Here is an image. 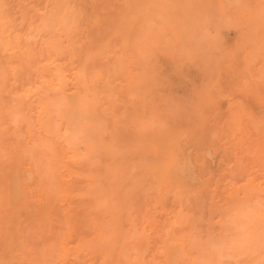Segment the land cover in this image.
I'll return each mask as SVG.
<instances>
[{
  "label": "rangeland",
  "instance_id": "obj_1",
  "mask_svg": "<svg viewBox=\"0 0 264 264\" xmlns=\"http://www.w3.org/2000/svg\"><path fill=\"white\" fill-rule=\"evenodd\" d=\"M28 1L30 0H0V16L8 18L15 28L23 29L29 22L36 23L42 16V14L45 13V7L47 6V4H49L52 0H36L35 5L32 0L30 2ZM104 1L105 0L78 1V29L74 35L80 42L81 46L82 42L90 41L92 43V35H96L98 36V38L99 36L101 37V31L99 29L101 26L105 25V23L100 26V24L102 23V18L100 17H107V14H104V11H110V14L113 15V11L116 8L118 12L117 14L119 15V13L123 14L125 9L127 8L125 0L123 1V3H121L122 0H110L108 4L107 2H105L106 5L104 4ZM117 1L121 4H119ZM195 1L197 6L195 5ZM203 1L205 0H192V7L190 6L191 9L189 8V10H193V12L189 11L190 15H188L189 18L191 17L189 21L191 25L187 23L188 26H184L183 32L185 34L184 38H186H182V43L179 44L180 47H177L173 42H170L172 40L169 37L167 38L169 42H167V40L164 38L162 42L163 45L159 43V45L157 46L158 50H155V52H152L147 56L148 62L151 63L152 60L154 61H152L153 63H149L150 65H148V69L145 74V88L129 89L123 83V79L121 76H115L116 78H113V75L109 77L108 81L106 78H104L98 83L99 91L97 90V98L94 105L96 109L93 108L94 115L92 117V120L96 121H93L94 125L96 126L101 124L97 126V128L99 131L101 129L99 135L101 137V140H104H102L103 143L109 144L111 143V139L108 138H113L112 142L114 143H111L113 145H109H111L116 152L119 151V153H117V159L119 158V156L122 157V151H124L122 153H124L125 156H129V164L126 161L127 157L125 156H123L124 158L122 157L123 159L121 158L122 161H119V159V162L115 161V164H117L115 165V167L117 168L115 171L117 173H115V175L119 174L120 177L113 176V179L109 181L110 185L108 180L106 181V183L104 181H99L97 185H93V187L88 190V187H86L85 184V176L83 175L84 171L91 172L92 175L96 174L95 177L97 179H102V171L110 164L108 163V160H110V158H108V152H106L104 148H97V151L91 152L90 154L88 153V156H77V159L80 161L79 164H67L71 170L83 173L82 175L80 174L79 176H77L78 178L75 181H71V184L77 181V184L75 183L76 186L74 185L72 189L74 190L77 187L78 189L76 188V190L78 193L79 191H81L79 190V188L83 189L80 194H78L75 190L76 195H72V198H68L66 201H61L63 205L60 200H57L56 202H53L54 205L52 206L56 209L48 207L47 203L49 202L46 195L39 193L35 189L31 188V197L27 195L24 197L25 199H21L18 202L19 205L18 203L16 204L17 206L15 207L13 213L8 214L3 210L2 214L0 212V221L2 220V217H4V221H2L5 223V225L7 224L5 226V229L8 230V227L11 226L10 223L5 221L8 219L13 225H15H12L14 229L11 230V228L10 230L16 233L17 236L12 237L15 234H10L11 231L8 232L9 230H6L8 232L7 234L12 237L11 240L13 238H15L16 240L15 242L12 240V244L17 243V245L13 244L16 249L12 248L13 251L8 253L9 255L11 253L13 254L7 257L2 256L5 255V252H2L4 249L2 250V248H0V251L2 253H0V259L3 260V262L8 264L9 262L10 264L12 262V264H15L14 261H16L17 264L18 260V264H21L22 262H24L23 264H40L41 259H39L38 256H35L34 252L39 249V252H37L41 254L40 251L42 250L41 252L43 253V251L45 252L48 247L47 252L50 251V254H48L50 256L54 254V256H52L54 257V259H56V261L53 262L52 257H49L47 255L50 258H47L49 259L48 261L52 260V264H100L99 260L101 261V264H111L112 261V264H125L124 262L127 261V257L129 254L127 240H130L133 236H135L136 231L142 230L143 234L139 235L138 238H135V244L140 245L143 260L145 262H148L149 260H156L161 263L160 260L163 256V254L161 253V248L165 243H169L175 240L183 242V246L185 244L188 246V248L185 247L186 245L181 248V251L186 253L184 255L186 257V260L187 256L191 259L195 258L196 260H198V258L201 256V253L199 254L198 252L202 251L203 253L204 248H207L208 245L210 246V244L225 243L228 239H231V234L222 221V214H224V211H226L222 208H224L225 203L231 196L240 198L237 200V203L241 202V206L244 207V210H241L243 211L242 214L240 213L241 215L239 228H242V225H245L246 227L248 221L247 213L250 211L249 208L252 204L251 198H260L264 200V18L262 16L264 14V0H213V4H211V0H209L208 3L206 1L205 3ZM218 1L220 3L228 4L226 6L227 10L225 9L224 12H219ZM38 2H40V5L37 4ZM200 2L203 4L200 5ZM99 4H102L100 5L101 8L99 7L100 9H98ZM10 5L15 6H11V8H9ZM119 5L123 6L122 9L120 8V10L124 11L119 12ZM84 7H88L90 9V15L92 14L93 16L92 20L90 19L92 23L89 22L90 20H88L87 17L84 18L88 15H84L87 13H83L86 11V9L84 10ZM198 7L200 8L198 9ZM212 7L213 11L209 10V8ZM100 10H102L100 12L102 13L100 14L101 16L98 14ZM94 11L96 12V14L94 13ZM214 12H216V15H214ZM192 13L195 19L194 21L197 20V23H199V27H195ZM22 16H24L27 20H23L21 18ZM112 17H114V15ZM120 17L121 15L117 19H115L119 20ZM213 18H216V20L214 21ZM14 19L17 20L14 21ZM86 19L88 20V22ZM112 19L113 18H111L110 20L113 22L114 19ZM34 20L35 22H33ZM110 20L107 19L109 24L111 23ZM201 20L203 21V25ZM113 25L115 24L112 23L111 28L105 27L106 25L104 27L112 30ZM95 28H97L96 31ZM105 28L102 27L101 30ZM89 29H93L95 31V34H92L91 32L93 31ZM109 30L108 35L107 33L105 34L107 38L111 36L109 35ZM88 32L91 33V39L87 37ZM196 33L199 36H196ZM194 34H196V37L194 36ZM220 35L223 36V38ZM185 41H187V43ZM95 43H97L96 40ZM113 43L116 47H118V40H113ZM35 44L36 45H34L33 47V51L35 52L30 56L31 58L29 57V60L27 58L22 59L24 63V69H26L25 73L23 74V78L24 81L31 80V84H29L30 82L28 83L29 86H25L27 83L23 85L24 82L19 83V81H15V78L20 77V75L13 78L10 71L8 72L9 76L6 75L5 71L7 70V65L5 63V59L0 56V67H2V71L6 69L5 71H3L4 75L3 73L1 75H3L4 77L7 76L8 80L11 78V80L9 81L6 79V77L0 78L1 82L3 81L2 87L5 90V96H2L3 98H1L0 102V112L3 111L2 113H4V116H6L3 118L1 117L2 119H0V130H4L3 132H7L4 136V133L0 131V144L4 146L0 150H6L3 153V157L0 156V160L2 161L0 163L2 165H7L11 160V158L9 157L11 155L14 157H12V159L15 160L17 164V171L23 172L24 170L28 169V164L35 161L40 162L43 165L41 169L44 168L41 170L40 175L43 178H46L45 175H47V173L44 172V170L46 169L47 171L48 165L51 164L50 166H52V164H54L57 160H54L56 159L55 156L50 155V157L52 158L49 159V155H46L44 151V153L41 152V149H43L42 145L44 147H50L49 145L54 146L57 149V153L61 155L62 152L63 155L64 150L62 149L63 147H61L62 144L57 145L58 143H52L53 141L50 143L49 140L46 143V141H43L44 138L38 134L37 128L32 126L29 127V124L26 121L20 122L21 119L19 118V116L17 118H12L5 112V107H9L7 105L9 103L8 100L10 101V97H12L10 96L11 92H18L20 89L25 90V87H33L36 85L35 83V85H33L32 82L37 83V77L35 76L37 74V68H39L40 65L43 64V62L46 60L45 58H41L44 56L47 57V54L41 50L38 42ZM192 44H196L197 46H193ZM200 45L201 47H199ZM160 47L163 48L160 49ZM197 49L199 50L197 51ZM176 50L178 52H176ZM40 52H43V54L45 55L40 57L41 55H43ZM110 53L107 56L100 57L95 62V65H99L98 67L96 66L97 68H95L101 71L104 76L107 74L108 70L113 71V66H116L117 64V62L115 61H120L117 51H112ZM168 53H172L174 56ZM174 53L176 54V56ZM36 54L39 55L40 62L36 59L34 61L33 58L37 57L38 59V56H36ZM66 55L67 54H63L60 57V64H62L63 67L65 66V69L67 66L70 69V64L69 62H67L68 60H65L67 58ZM164 55H166V58L164 57ZM152 56L155 58L153 59ZM161 57H163V59H161ZM29 61L33 63L31 64V67H28L30 66ZM191 63L193 64L191 65ZM32 70H35L34 75L32 74ZM22 71H24L23 67L21 69V74L23 73ZM29 71V76H31L32 74L33 77L30 78V80L27 79L29 78V76H27ZM64 71L67 76L68 74H71V70H69L70 72L66 70ZM23 78H21V81L23 80ZM4 79H6L7 82H5ZM17 79L20 80V78ZM109 81L110 83L113 82V84L108 83ZM4 83L7 84L5 85ZM71 86L73 87L74 85L72 82V78L70 79L69 76L67 78V84L63 89V92H60V94L57 95L52 93V97H61L63 95L62 98L65 97V101H62H64V103L66 102L65 104H69V102H71L73 98L72 92L74 91V87L72 88ZM69 87H71V89ZM114 88L117 89L115 90ZM68 89L71 91H68ZM107 89H109V91ZM128 92L132 94L128 95ZM125 99L127 100L126 104L124 103ZM128 100H130V102H128ZM24 101L26 102V99ZM118 104L120 106H118ZM121 104L124 105L125 108H130L127 110L121 109V112H124L126 114L125 117L120 113V108H123ZM15 106L9 107V109L12 111ZM115 106H117L118 110ZM15 110L19 111L20 109L18 106H16ZM104 111L106 112V114ZM118 116H120V118ZM66 118L68 119V125L72 124L73 126H76V123L78 122V120H80V115L77 111V108H75L74 111H70ZM66 118L65 120L62 119L64 120L62 124L58 125L59 122H53L52 125L56 129H63L67 122ZM87 119L90 118L87 117ZM97 121L102 122L97 124ZM102 123L105 126L104 130L103 127H100L102 126ZM113 126L115 130L113 129ZM91 127L84 130L83 134L80 136L81 140L89 137H96L93 136V134L95 135L94 131L97 130V128L93 127L95 128L93 129ZM111 128L113 129V131H116V133L118 131L117 136L111 132ZM33 130L35 131L33 132ZM1 133L4 136V139L2 138ZM29 133H32L33 135L30 136ZM90 134L91 136H89ZM99 135L97 137H99ZM103 135L105 136V138ZM81 140L78 139L75 144L74 150L77 155H80L83 152V144ZM34 142H36V144ZM32 143H34L33 148H35V145H38L39 147L37 146V148H40V153L37 155V158H35V150L37 148H35V150L32 149ZM126 147L127 149H129L125 150ZM13 149L16 150L13 151ZM31 151L33 156L30 155ZM0 153H2V151H0ZM30 156H32L33 158ZM15 157H18V160L15 159ZM42 160L44 161L42 162ZM4 161H6L7 163L5 164ZM167 162H173V164L176 165L177 168H184L185 166V168L187 167L188 169V165H190L188 172L191 173L189 175H191L190 177L192 181L190 182L189 179L183 180L184 182L181 184V175L176 172L175 173L177 175H175L173 178H170V172H165L164 170ZM122 165H125L127 167H123ZM118 166L121 168H119ZM102 167H104L103 170ZM78 168H81L82 170ZM239 170H241L240 174L237 173L239 172ZM241 174L243 176L240 177L239 175ZM194 177H196L195 182L193 181ZM53 180L54 179H52L51 182L49 181V185L52 186V189L57 190L59 188V182L57 180L56 182H53ZM113 180L115 184L112 183ZM166 181H170V187L167 188V190H163V183ZM116 182L121 185L119 186ZM111 184L113 185L111 186ZM180 184L181 186L179 187ZM96 186L98 188H102L104 190L103 193L100 194L96 189ZM237 186H239L240 188H238ZM181 187H183V189ZM186 187H189V189H187ZM84 188H86L87 190ZM180 188L183 191L180 190ZM85 190L88 192H83ZM116 190H118L117 194L115 193ZM112 191H115L114 193L116 195L113 196L112 194L114 193ZM32 192L35 194H33ZM178 192L180 196L178 195ZM255 193H257V195ZM40 194L42 197L39 196ZM117 195H123V197L125 198H123L122 196L119 197ZM110 196H113L114 198H111ZM241 197L243 198V200L241 199ZM97 198L99 202L96 200ZM25 200L26 202L25 204H23ZM120 200H122V203ZM124 200H127L128 202ZM56 205L57 207H54ZM76 205H78L79 207ZM44 206L46 207V209H43V211H41L42 208H45ZM73 206L75 208H72ZM121 207L123 209H121ZM58 209L60 211H58ZM38 210L39 213L37 214ZM45 210H47L49 213L46 218V220L49 221L46 222L45 220V222H43V225L41 224L42 221L40 222L41 219L38 220L37 216L39 217V215L45 212ZM77 211L78 213H76ZM58 212L60 213L58 214ZM50 213H54L56 215L58 214V216H60L57 217L54 214L50 215ZM13 214L15 215V223H19L14 224L13 220H11L12 216L14 219ZM60 217H63L61 218L62 220H60ZM63 220L66 226L64 225V230L60 232V230H62V228L64 227L62 224ZM89 220H93L94 222H90ZM2 221L0 222V225L3 229H0L2 230L0 235H4L3 232H5L3 225L4 223ZM100 221L101 223H98ZM87 222L92 225L93 229L90 225L87 226ZM29 223L31 229L28 227ZM104 223H106V226L104 225ZM98 224H101V227L104 225L105 228L103 233L98 232L103 229L100 228L99 230L97 228ZM110 225H113V229ZM54 226L58 227L54 228ZM75 226H78L79 228ZM21 227L23 229L28 228L29 231L27 232V230L24 229L23 231L26 230V233H22L23 231H21ZM107 227L112 229V233L111 231L109 232V230L106 232V230L108 229ZM70 228L72 233L71 236L66 240L67 247L72 249V247L74 248V246H76V244L80 242L79 244L82 247H80L81 252H79L76 258L72 259L71 257L69 259H66L67 261H64L65 263H61L62 261H60L58 254L54 251L58 250L56 249V247L58 245L60 236H62L61 234L63 233V235H65L67 231L70 230ZM91 232H94V234ZM120 233L124 235L126 234V237L124 235L121 237L122 234ZM72 234L75 236V238ZM90 234L92 239H90L91 243H89V241L86 242L87 246L85 247L86 244H84L85 242L83 240H85L87 237H90ZM96 234L97 236H95ZM22 235L24 237H22ZM22 238L25 242H22ZM112 238L115 242H111L113 241ZM2 239H0V247L4 242L5 236L4 238L2 237ZM48 240H50V243ZM18 241H20V243ZM103 241H107V244ZM82 242H84L83 246ZM116 242H118V245L116 244ZM28 243H31V245H33L31 246L33 247V249L30 248V244ZM104 243L106 245H104ZM88 244H91V246ZM125 244H127L126 247H128V253H126L127 255H124L126 251ZM4 245H6L5 242ZM18 245H23L24 249L27 246V248L25 249L26 252L23 251L24 249L22 248H17ZM88 246L89 248H87ZM108 246L111 248H109ZM216 246L212 248L216 250V248L219 249L222 245H218L219 247ZM117 248H119L120 250L118 249L117 252L113 251ZM199 248L201 249L198 251ZM110 249L112 250V252ZM5 250L6 252L8 251L7 249ZM27 251L30 252L31 259L33 257V262L29 260L23 261V252L27 255ZM94 251L100 254H97ZM196 252L198 254H196ZM32 254L34 256H32ZM107 254H110V256H112L108 260H106L109 256H107ZM14 255L15 258H17L18 256L17 260H15ZM113 255H115V258H117L115 259ZM40 256L42 257V254ZM94 256L97 259H95ZM102 256H104V260H101L103 259ZM118 256L121 260L118 258ZM222 257V259L220 257L221 260L224 261L227 258L226 260H229V264H233L232 262L234 260H231L233 258L230 259V256L227 257V255H224ZM3 258H6V260H4ZM19 258H22L23 260ZM91 258H94L95 260ZM112 258H114L115 260H113ZM96 260H98V262Z\"/></svg>",
  "mask_w": 264,
  "mask_h": 264
},
{
  "label": "bare ground",
  "instance_id": "obj_2",
  "mask_svg": "<svg viewBox=\"0 0 264 264\" xmlns=\"http://www.w3.org/2000/svg\"><path fill=\"white\" fill-rule=\"evenodd\" d=\"M30 1H28V2H30ZM40 1H42V0H40ZM78 1L79 0H52L45 7V13L42 14V16L39 18V20L36 23L29 22L27 24V26H25L24 28L22 27L23 29L15 28L8 18L0 16V56L5 59V63L7 65V70L3 68L4 69L3 71L6 70L5 73H6L7 76H9L8 75L9 71H10L11 75L13 76V78H15V77L20 75V77H17V78H20V80L15 78V81H17V82L19 81V83L24 82L23 85L25 83H27L25 86H29V84H31L30 78H33L32 74L33 75L35 74V70L34 71L32 70L31 76H29L30 75V71L28 72L27 76H29V78H27V79H29L30 81H24L23 74L25 73L26 69H24V66H23L24 63H23L22 59H24V58L28 59L35 52V51H33V47H34V45H36L35 43H37V42L39 43L41 50L47 54V57H46V56H44L45 54H43V52L42 53L40 52L41 54H43V55L40 54L41 55L40 57L44 56L41 59L45 58L46 60L45 61L43 60L44 61L43 64H41L40 67L37 68V74L35 75L37 77V83L36 82H32L33 85H35V84L36 85L33 86V87L30 85L31 87H27V88L25 86H21V87H25V90H23V89L21 90L20 89L19 90L20 92L19 91L18 92L17 91L11 92L10 96H12V97L9 96L11 99L9 98L10 101L8 100L9 103H8L7 106L12 107V106L16 105V106L19 107L20 110L19 111L15 110L16 106L14 107V109L12 111L9 109V107H5V112L12 118H17L19 116V118L21 119L20 122L26 121L29 124L28 125L29 127L32 126V127L37 128L38 134L41 137L44 138L43 141H46V143H47V141L49 140L50 143L53 141L52 143L56 142V143H58L57 145L62 144L61 147H63L62 149L64 150V151L62 150L64 152V154L62 155V152H61V155H59V153H57V149L54 146L49 145L50 147H44L42 145L43 149H41V152L44 151L46 155H49V159L52 158V157H50V155H51V156H55L56 159H54V160H57L54 164H52V166H50L51 164L48 165V170L47 171H46V169L44 170V172L47 173V175H45L46 178L45 177L43 178L40 175L41 174V170L44 169V168L41 169V167L43 165L40 162H36L35 161V162H32V163L28 164V169L24 170L23 172H18L17 171V164H16L15 160L12 159L13 156H11V155L9 156L11 158L10 162H9V159H8V162L10 164L8 163L7 165H4V164L2 165L0 163V179H1V182H0V210L1 211L0 212H1V214H2V210L5 213H8V214L9 213H13L15 207L17 206L16 204L21 199H23L25 196H27V195L30 196L31 188L35 189L39 193H42V194L46 195V197L48 199V202H49V203H47L48 207H51L52 209H56V208L52 207L54 205L53 202H56L57 200L58 201L60 200V202L61 201L63 202V201H66L68 198H72V195H76L75 194V190H76L77 187L74 190L72 188L74 187V185L76 186V184H77L76 182L77 181L75 182L76 184L75 183L71 184V181H75L78 178L77 176H79L80 174L81 175L83 174V173H80L78 171L71 170L68 167L67 164H69V163L79 164L80 161L77 159V156H83V157L88 156L91 152L97 151V148H104V150L106 152H108V154H109L108 158H110V160H108V163H110V164H109V166H107L105 168L102 167V170L104 168L103 171L101 170L103 172L102 173V175H103L102 179H97L95 177L96 174L92 175L91 172H85L83 170L84 171L83 175L85 176V182H86L85 184H86V187H88V190H90L93 187V185H97V183L99 181H104L106 183L107 180L109 182L111 179H113V176H116V177L119 176V174L115 175V173H117V172H115L116 169H117L115 167V165H117V164H115V161L117 162L118 159H119V161H122V159L124 158L123 156H125V154L122 153L124 151L121 152V154H123V155H121L123 158L119 156V158L117 159V155H118L117 153H119V151L117 150L118 152H116L113 149V147L111 146V145H113L111 143H114V142H112L113 138H108V136H107L108 139H111V143H109L111 145L103 143L102 142L103 139L101 140V137L99 135V132H101V129L99 131L98 128H97V126H99L101 124L96 126L93 123V121L94 122H96V121L92 120V117L94 115V112H93L94 109L93 108L96 109V107L94 105L96 103L97 90L99 88L98 87V83H99L100 80H103L104 78H106L107 81H108L109 77L111 75H113V78L115 76H117V77L121 76L122 79H123V83L129 89H135V88L143 89V88H145L146 87V85H145V79H146L145 74H146V71L148 69V65H150L151 63H153L152 61H154V60H152L151 63L148 62L147 56L149 54H151L152 52H155V50H158L157 46L159 45V43L162 44L164 38L167 40V38L169 37L172 40L170 42H173L175 44V46L180 47L179 44L182 43L181 40H182V38H184V35H185L184 32H183L184 31V26H186L187 23H189L190 18H191V17L189 18V16H188V15H190L189 11L193 12V10H189L190 6L192 7V0H125V2H126L125 4H126L127 8L125 9V11L122 10V11H124L123 14L119 13V15H118L117 14L118 13L117 9L115 8L116 9L115 10L112 7L114 9V11L112 10L114 12V14H113L114 17H112L113 15L110 14V11L108 12L106 10L107 12L104 11V14H107V17L105 18V17L100 15V14H102V13H100L102 10L99 11L98 14L101 16V17L100 16L99 17L102 18V23L100 24V26L103 25V23H105V25H106V26L103 25L101 27L98 25L100 27V29L99 28L98 29L101 31V32L99 31L101 37L99 36V38H98V36H96V35L93 36L92 35V37H93L92 39H93L94 43H93L92 40H91L92 43L90 41L82 42V46H81L80 42L76 39V36L74 35L77 32V29H78L77 28L78 18H79V15H78V12H77L78 11L77 10L78 9L77 8ZM109 1L110 0H108V1L105 0L104 4L106 5L105 2H107V4H108ZM123 1L124 0H122L121 3H123ZM205 1L208 3L209 0H205ZM205 1H203V2H205ZM212 1L213 0H211V4H213ZM32 2L35 5L36 0L35 1L32 0ZM233 2H232V4H233ZM39 3L40 2H38L37 4L40 5ZM121 3H119V4H121ZM26 4H27V2H26ZM102 4H103V2H102ZM102 4H99L98 9L101 8L100 5H102ZM201 4H203V3L200 2V5ZM211 4H210V6H211ZM195 5H196V1H195ZM227 5L228 4H226V3H220L218 1V11L219 12H224ZM11 6H15V5H10L9 8H11ZM119 6H120L118 8L119 12H122L120 10V8L122 9L123 6H121V5H119ZM204 6H205V4H204ZM107 7H108V5H107ZM114 7H115V5H114ZM200 7H198V9ZM82 8H83V6H82ZM205 8H206V6H205ZM85 9H86V11L83 12V13H86V12L87 13L84 14V15H87V14L88 15L85 16V17L83 16V17L84 18L87 17L88 20H90V19L92 20L93 16H92V14L90 15V12H89L90 9L88 7L87 8L84 7V10ZM94 9H95V7H94ZM212 9H213V7L209 8V10H212ZM195 10H197V9H195ZM112 11H111V13H112ZM94 13L96 14L95 11H94ZM89 15H90V18H89ZM120 15H121L120 19L116 20ZM196 15H197V13H196ZM214 15H216V12H214ZM262 16L264 18V14ZM21 18L23 20H27V19H25L24 16H22ZM111 18L114 19V20L112 19L113 22L110 20ZM192 18H193V21H194L195 19L193 17V13H192ZM107 19L110 20V22H111L110 24L107 21ZM16 20L17 19H14V21H16ZM88 20H87V22H88ZM91 20L89 21L90 23H92ZM213 20L215 21L216 18L215 19L213 18ZM84 21H85V19H84ZM33 22H35V20ZM112 23H114L115 25H113L112 30H109L108 28H111ZM194 23H195V27L199 25V23H197V20L194 21ZM202 25H203V21H202ZM104 26L108 27V28H105ZM102 27L105 28L106 30L105 29L101 30ZM96 29L97 28H95V31H96ZM89 30L93 31V32L90 31L92 34L93 33L95 34V31L93 29H89ZM108 30L110 31L109 35H111V36H109L107 38L105 34L107 33V35H108ZM195 31H196V29H195ZM90 32L87 33L88 34L87 37H89L91 39V35H90L91 33ZM189 32H190V30H189ZM78 34H80V33H78ZM196 34H194V36ZM95 36H96V38H95ZM196 36H199V35L197 34ZM221 37L223 38V36H221ZM99 39H100V42H99ZM95 40H96L97 43H95ZM113 40H118V44H117L118 47L115 46V44L113 43ZM195 41H196V38H195ZM199 41H200V39H199ZM167 42H169V40H167ZM185 42L187 43V41H185ZM165 44H166V42H165ZM190 45H189V47H190ZM195 45H193V46H195ZM217 46H221V45H217ZM164 47H165V45H164ZM199 47H201V45ZM162 48L163 47H160V49H162ZM192 48H194V47H192ZM220 49H221V47H220ZM166 50H168V49H166ZM198 50L199 49H197V51ZM112 51H117L120 61L119 60L115 61V60H117V59H115L114 61L117 62V64H116V66L115 65L113 66V71L112 70H108L107 74L104 76L101 71L96 69L99 65H95L96 64L95 62L100 57L107 56ZM176 52H178V51L176 50ZM189 53H190V51H189ZM63 54H67L66 55L67 58L65 60H68L67 62H69V64H70V69L68 68V66L65 69V66L63 67V65L60 64V62H61L60 57ZM114 54H115V52H114ZM168 54H172V53H168ZM36 56H38V59H37V57H35V58L32 57V58L34 59V61L36 59L37 61L39 60V62H40L39 55L36 54ZM165 56L166 55H164V57ZM172 56H174V55L172 54ZM175 56H176V54H175ZM179 56H180V54H179ZM154 58L155 57H153V59ZM168 58H170V57H168ZM190 58H192V57H190ZM161 59H163V57H161ZM26 61H25V64H26ZM111 61H113V60H111ZM29 62H30V64H29L30 66H28V67H31V64H33V63H31V61H29ZM108 63H110V62H108ZM27 64H28V62H27ZM192 64L193 63H191V65ZM169 65H170V63H169ZM189 66H190V64H189ZM22 67H23L24 71H22L23 73L21 74ZM28 67H26V68H28ZM185 67H186V65H185ZM32 68H34V67H32ZM152 68H154V67H152ZM68 69L71 70V72ZM155 69H156V67H155ZM64 70L70 72L71 74H68V76H67V74L65 73ZM3 71H2V67H0V76H1L0 78H5L6 77V79L8 80L7 76H5V77L3 76L4 75ZM2 73H3V75H1ZM69 76H70V79L72 78V82H73V85H74L73 86L74 87V91L72 92L73 98H72L71 102H69V104H65L66 103V102L64 103L65 97L62 98L63 95L61 97L57 96L58 97L57 98V97H52L51 94L54 93V94L57 95V94H60V92H63V89L65 88V86L67 84V78ZM21 78H23L22 81H21ZM119 78H117V79H119ZM6 79H4L5 82H7ZM9 80H11V78ZM110 81L108 83H110ZM2 82H1V79H0V102H1V98H3L2 96H5L4 95L5 90L2 87ZM70 83H71V81H70ZM111 83L113 84V82H111ZM4 84L6 85L7 83H4ZM71 87H69V88L71 89ZM117 88H114V89L116 90ZM107 90L109 91V89H107ZM68 91H71V90L68 89ZM110 92H112V91H110ZM130 92H132V91H130ZM113 94H114V92H113ZM130 94H132V93L128 92V95H130ZM128 95H126V96H128ZM25 99H26V102L24 101ZM31 100H33V101H31ZM62 100H64V101H62ZM118 101H119V99H118ZM126 101L127 100L125 99V102H124L125 104H126ZM128 102H130V100H128ZM3 105H5V104H3ZM0 106H1V103H0ZM118 106H120V105L118 104ZM122 106H123V108L119 107L120 108V113L122 114V116L125 117L126 114L124 112L122 113L121 109L127 110V109H130V108H125L124 105H122ZM115 107L117 109V106H115ZM75 108H77V111L79 112L80 120H78V122L76 123V126L75 125L73 126L72 124L68 125V119L66 118V116L69 114L70 111H74ZM113 110H114V107H113ZM125 110H122V111H125ZM2 112L3 111L0 112V119H2L3 117H6V116H4V113H2ZM17 114H19V115H17ZM102 114H103V112H102ZM105 114H106V112H105ZM87 117H89L90 119H87ZM118 117L120 118V116H118ZM65 118H66L67 122H66V124H65L63 129H56L52 125L53 122H59L58 125L62 124V122L65 120ZM62 119H64V120H62ZM100 122H102V121H97V124L100 123ZM91 126H93V127L96 126L95 128H97V130H98V131L97 130L94 131L95 135L92 133L93 136H96V137H94V138L93 137H89V136H91V134H90L88 136L89 138L81 140L80 136L83 134L84 130L88 129ZM93 127H91V128H93ZM100 127L101 128L103 127V130H104L105 126L102 123V126H100ZM95 128H93V129H95ZM113 129H114V126H113ZM113 129L112 128L110 129V130H112L111 132L114 135L117 136L118 135L117 134L118 131L116 133V131H113ZM35 130H33V132ZM3 131L4 130H2L1 132H3ZM3 133H4V136H5V134L7 132H3ZM29 135L31 136L33 134L29 133ZM98 135H99V137H97ZM1 136H2V138L4 137L2 133H1ZM104 138H105V136H104ZM78 139H80L82 144H83V146H82L83 152L80 155H77L75 150H74L76 141ZM4 142H6V141H4ZM34 143L36 144V142H34ZM34 143L31 144L32 145L31 147H32V149L35 150V148H37L38 145H35V148H33V144ZM0 146H1L0 149H2L4 147V146H2V144H0ZM29 148H30V146H29ZM126 149H127V147L125 148V150ZM3 150H0V151H2V153H0L1 157H3V153L6 151L5 149H3ZM15 150L13 149V151H15ZM35 152H36L35 153L36 154L35 158H37V155L40 153V148H37L35 150ZM9 153H10V151H9ZM30 155H32V151H31ZM32 156H30V157H32ZM215 156H214V158H215ZM125 157H127V156H125ZM206 157H208V156H206ZM17 158L15 157V159H17ZM128 159H129V156L126 159L127 163L129 161ZM2 160H3V158H2ZM43 161L44 160H42V162ZM0 162H2V161L0 160ZM4 162H5V164L7 163L6 161H4ZM124 162H122V163H124ZM202 165H204V164H202ZM188 166L190 167V165H188ZM125 167H127V166H125ZM180 167H181V165H180ZM189 167H188V169H189ZM75 168H77V167H75ZM81 168H82V165H81ZM81 168H78V169L82 170ZM119 168H121V167H119ZM188 169H187V167L185 168V166H184V168H177L176 165L173 164V162H170V163L167 162V164L165 165V168H164L165 172H170V174H169L170 178H173L175 175H177L176 173H179L181 175V178H182V182L180 181L181 184L184 182L183 180L189 179L190 182L192 181L191 177H190L191 175H189L191 173L188 172ZM122 170H123V168H122ZM241 170H242V168H241ZM241 170H239V172H237V173L240 174ZM239 176L241 177L243 175L241 174ZM52 179H54L53 182H56V180L59 182V185H58L59 188L57 190L52 189V186L49 185V181L51 182ZM121 180H122V178H121ZM195 180H196V177H194L193 181L195 182ZM112 183H114V180L112 181ZM181 184L179 185V187L181 186ZM109 185H110V182H109ZM112 185L113 184H111V186ZM184 185H186V184H184ZM202 185H203V183H202ZM111 186H110V188H111ZM169 187H170V181H166V182L163 183L162 189L163 190H167V188H169ZM237 187L240 188L239 186H237ZM237 187H235V188H237ZM181 188L183 189V187H181ZM181 188H180V190H182ZM186 188L189 189V187H186ZM82 189L79 188V190H81V191H82ZM84 189H86V188H84ZM96 189L98 190V192L100 194L103 193V191H104L102 188H98L97 186H96ZM86 190L83 191V192L87 193L88 191H86ZM81 191H79V193H78L77 190H76V192L78 194H80ZM117 191L118 190H116V192L115 191H112V192L113 193L115 192L117 194ZM179 192H181V191H179ZM179 192H178V195L180 196ZM115 193L112 194V195L113 196L116 195ZM33 194H35V193H33ZM255 194L257 195V193H255ZM39 196L42 197L41 194ZM113 196L112 197L110 196V197L114 198ZM117 196H119V195H117ZM120 196L123 197V195H120ZM242 197H241V199L243 200L244 197L243 198ZM123 198H125V197H123ZM123 198H121V199H123ZM238 199H240V198H236V196L229 197L228 201L225 203L224 208H222V209L226 210V211H224V214H222V221L224 222V224L228 228V231L231 234V239H228L227 242H225V243L210 244V246L208 245V247L206 245L207 248H204L203 253H202V251H199L201 249V248H199L198 249V251H199L198 253L199 254L201 253V256L198 258V260H196L195 258L191 259L190 257L187 256V260H189V261H187L186 257L184 256L186 253L181 251V248L184 247L186 244L183 246V244H184L183 242H180L179 240H175V241H172V242H169V243H165L164 242L165 244L161 248V253L163 254V256L161 257L162 259L160 260L161 263H159V261H156V260H149L148 262H145L143 260V255H142V251H141L140 245H136L135 244V238H138L139 235L143 234V230H142V231H136L135 232V236H133L130 240H127L128 241V243H127L128 245L125 244V247L127 245L129 248L128 247L125 248L126 251H125L124 255L126 253H128L127 252V248L129 249V254H128V257H127V261L124 262V263L125 264H189V262H190V264H194V263H196V264H224V263L225 264H229L230 262H229V260H226L227 258L224 261L221 260L223 258L222 256H224V255L226 256L227 255V257L230 256V259L233 258V259H231V260H234L232 262L233 264H264V200H262L260 198H254V199L251 198L252 204H251V206L249 208L250 209V211H249L250 213L246 212L247 216H248V221H247L246 227H245V225H242V228H239L240 215L243 212L241 210H244V207L241 206V202L237 203ZM96 200L98 201V198ZM114 201H115V199H114ZM120 201L122 203V200H120ZM124 201H127V200H124ZM25 202H26V200L24 201L23 204H25ZM98 202H97V204H98ZM94 204H95V202H94ZM18 205H19V203H18ZM62 205H63V203H62ZM26 206H27V203H26ZM76 206H78V205H76ZM54 207H57V205L54 206ZM72 208H75V207L73 206ZM125 208H126V206H125ZM43 209H46V207L42 208L41 211H43ZM121 209H123V208L121 207ZM22 210H24V209H22ZM58 211H60V210L58 209ZM121 211H123V210H121ZM19 212H20V210H19ZM115 212H117V211H115ZM38 213H39V210H38L37 214ZM59 213L60 212H58V214ZM76 213H78V211ZM48 214H49L48 211L45 210V212H43L41 215H39L40 218L37 216L38 220L41 219L40 220V222L42 221L41 224L44 225L43 222H45ZM51 214L53 215L54 213H50V215ZM58 214L57 215L54 214V215L59 217L60 215L58 216ZM5 215H3V216H5ZM8 216H6V217H8ZM1 217H2V215H1ZM18 217H19V214H18ZM18 217H16V218H18ZM61 218H63V217H60V220H62ZM5 219H7V218H5ZM2 220L4 221V217H2ZM11 220H13L14 224L19 223V222L15 223V221H14L15 220V215H14V219H13V216H12ZM35 220H36V216H35ZM5 221L10 223L11 226L13 225L10 222V220L7 219ZM48 221L49 220H46V222H48ZM54 221H56V220H54ZM92 221H90V222H92ZM70 222H72V221H70ZM30 223H29V226L27 225L29 228H30ZM87 223H85V224H87ZM98 223H101V221L98 222ZM33 224H34V222H33ZM56 224H57V222H56ZM62 224H63V226L64 225L66 226V224H64V220H63ZM3 225H4V229H5V226L7 224L5 225V223H4ZM3 225H2V227H3ZM23 225H25V224H23ZM35 225H36V223H35ZM79 225H81V224H79ZM88 225H90V224L88 223L87 226ZM100 225L98 224L97 228L99 230H100V228L101 229L103 228L102 229L103 231L102 230L98 231V229H97V231L99 233H101V232L103 233L104 232V228H105L104 225L106 226V223H104V225L102 227ZM11 226L8 227L9 231L7 229H5V232H3L4 235H0L1 236L0 239H2V237L4 238V236H5L4 242L6 243V245H4V242H3L2 246L0 248H2V250L3 249L4 250L5 249L8 250L7 252H6V250L2 251V252H5V255H2L4 257L10 256L11 254H13V253H11L9 255V253L13 251L12 248H15L13 244L17 245V243H13L12 244V240L14 242L16 240H15V238H13L11 240V238L15 237L16 233L11 231V230L14 229L13 226H15V225H13L12 227ZM65 226L63 228L61 227L62 230H60V232L64 230ZM90 226L92 228V225H90ZM107 226H108V224H107ZM110 226H111V228L113 227V225H110ZM117 226H119V225H117ZM57 227L54 226V228H57ZM75 227H78V226H75ZM244 227H245V229H244ZM107 228L108 229L106 230V232L108 230L110 232L113 229V228L111 229L109 227H107ZM0 229H3V228H1V225H0ZM24 229H26L27 232L29 231L28 228H24ZM24 229L22 228L21 231H23ZM49 229H50V227H49ZM66 229H65V231H66ZM6 230L8 232L11 231L10 234L14 233L15 235L13 234L14 236L11 235L12 237H10L7 234L8 232ZM54 230H56V229H54ZM116 230H117V228H116ZM1 231L2 230H0V233H1ZM25 231H23L22 233H26ZM115 232H117V231H115ZM71 233H72V231H71V228H70V230H68L65 235H63V233L61 234L62 236H60L58 245L56 247V249H58V250L54 251V252H56L58 254V257L60 258V261H62L61 263H65L67 261L66 259H69L71 257H72V259L76 258L78 256L79 252H81L80 249L82 247L79 244L80 242H78L76 244V246H74V248L72 247V249L67 247L66 240L71 236ZM91 233L94 234V232H91ZM111 233H112V231H111ZM39 234H41V233H39ZM42 234H45V233H42ZM97 234L95 236H97ZM120 234H122V233H120ZM77 235H79V234H77ZM77 235H76V237H77ZM123 235L124 234H122L121 237ZM89 236L90 237L86 238L88 240H86L84 238L86 241L83 240L85 243L82 242V246L84 244H86V242H88V241H89V243H91L90 242L91 234ZM124 236L126 237V234ZM22 237H24V236L22 235ZM73 237L75 238L74 235H73ZM20 240H21V238H20ZM23 240L24 239L22 238V242H25ZM48 241L50 243V240H48ZM121 241H122V238H121ZM18 242L20 243V241H18ZM103 242L106 243L107 241H103ZM111 242H115L114 239ZM105 243H104V245L107 244V243L106 244ZM21 244H24V243H21ZM28 244H30V248L33 249V247H31L33 245H31V243H28ZM73 244H74V242H73ZM116 244L118 245V242H116ZM220 244L222 246H220ZM88 245L91 246V244H88ZM102 245H103V243H102ZM218 245L220 246L219 249L216 248V247H219ZM4 246H5V248H4ZM40 246H42V245H40ZM51 246H52V244H51ZM86 246H87V244L85 245V247ZM214 246H216L215 247L216 250H214L212 248ZM185 247L188 248L187 245ZM17 248L24 249L23 245L22 246L18 245ZM26 248H27V246H26ZM87 248H89V246ZM93 248H92V250H93ZM109 248H111V247H109ZM119 248H121V247H119ZM119 248H117L116 250H113V251L117 252ZM25 249L23 251H25ZM40 249H41V247H40ZM47 250H48V247L45 250V252L43 251V253H42L41 252L42 250L40 251V253L42 254V257L40 256L41 254L38 253L39 249H37L38 252L37 251H35V252L33 251L35 253V254L34 253L33 254L35 256H38L39 259H41V263L40 264H47V263L48 264L49 263L52 264V262H51L52 260L48 261L50 259L49 257H52L53 262L56 261V259H54V257H53L54 254H52L53 256L52 255L50 256L49 255L50 251L47 252ZM98 250H96V251H98ZM96 251H94V252H96ZM92 252H90V253H92ZM111 252H112V250H111ZM143 252H144V249H143ZM0 253H1V251H0ZM198 253L196 252V254H198ZM14 254H15V251H14ZM33 254H32V256H34ZM81 254H83V253H81ZM97 254H100V253H97ZM101 254H103V253H101ZM110 254H107V256L108 255L109 256L107 257L106 260H108L110 257H112V256H110ZM115 255H113L114 258H115ZM23 256H24V260L22 258H19V259H22L23 261L29 260V261L33 262V257L31 259L29 251H27V255H26V253L23 252ZM123 256H122V259H123ZM11 257H13V256H11ZM103 257L104 256H102V258ZM220 257H221V259H220ZM14 258H15V255H14ZM17 258H18V256H17ZM17 258H15V260H17ZM47 258H49V259H47ZM114 258H112V259L115 260L117 257L115 259ZM118 258L120 259L119 256H118ZM196 258H197V256H196ZM82 259H84V258H82ZM91 259H94V258H91ZM95 259H97V258L95 257ZM4 260H6V258ZM101 260H104V258L101 259ZM96 261L98 262V260H96ZM122 261H124V260H122ZM14 262L16 264V261H14ZM23 263L24 262H22L21 264H23ZM99 263L101 264L100 260H99ZM112 263H113V261H112ZM0 264H8V263H5V262H3V260L0 259ZM9 264H10V262H9ZM11 264H12V262H11ZM17 264H18V260H17Z\"/></svg>",
  "mask_w": 264,
  "mask_h": 264
}]
</instances>
